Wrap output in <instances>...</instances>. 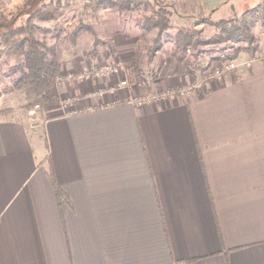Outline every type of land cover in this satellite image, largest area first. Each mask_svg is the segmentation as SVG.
Listing matches in <instances>:
<instances>
[{"label":"crops","instance_id":"crops-1","mask_svg":"<svg viewBox=\"0 0 264 264\" xmlns=\"http://www.w3.org/2000/svg\"><path fill=\"white\" fill-rule=\"evenodd\" d=\"M170 68L41 130L0 118V264H264V61L173 96L198 79Z\"/></svg>","mask_w":264,"mask_h":264},{"label":"rangeland","instance_id":"rangeland-1","mask_svg":"<svg viewBox=\"0 0 264 264\" xmlns=\"http://www.w3.org/2000/svg\"><path fill=\"white\" fill-rule=\"evenodd\" d=\"M39 1L8 0L4 4L22 9L16 22L29 20L40 25L30 35L40 45L56 50L60 61L54 86L56 95L37 107L28 106L13 84L21 71L26 70L24 55L7 54L0 44V118H23L31 128L41 130L47 118L77 110L82 95L93 102L105 93L130 91L132 85L145 88L157 77L164 59L171 61V73L178 76L190 73L198 79L169 89L166 94L171 96L200 87L205 80L236 75L253 58L264 61V21L260 19L249 27L254 36L251 43L238 38L208 44L219 30L216 21L235 19L263 0H227L207 14L176 9L178 3L185 4L187 0H149L146 5L138 0H123L120 5L119 0H113L112 6H105L106 0H51L56 8L53 18L27 15L25 11ZM159 19L161 25L156 24ZM185 32L193 39L207 38L206 44L195 43L196 48L182 46L180 42L188 36H183ZM237 46L256 50L251 53L241 50L235 58H227ZM133 57L142 79H135L130 71ZM147 96L152 95L142 94L135 102L145 101Z\"/></svg>","mask_w":264,"mask_h":264},{"label":"trees","instance_id":"trees-1","mask_svg":"<svg viewBox=\"0 0 264 264\" xmlns=\"http://www.w3.org/2000/svg\"><path fill=\"white\" fill-rule=\"evenodd\" d=\"M123 0H119L118 4L121 5ZM139 2L149 4V0H138ZM157 1V0H154ZM45 2H48L46 4ZM104 2H102L103 4ZM113 0H106L105 6H112ZM35 6V4H34ZM41 6V7H40ZM40 7V8H39ZM43 8V10L41 9ZM25 11V10H24ZM23 12L22 9H14L13 6L8 7L4 3L0 4V44L2 50L7 54H23L25 58L26 70H22L19 77L14 80V88L19 90L25 98L28 106L45 103L48 99H51L56 95L55 80L59 71L60 61H58V54L53 46H43L40 42L30 35L40 29V25L32 23L29 20L25 22H16V17ZM30 17L35 15L38 18H53L56 16V8L54 4H51V0H40L38 4L29 11H25ZM162 18V17H161ZM256 19L264 21V0L253 6L252 8L240 13L239 17L235 19L220 18L215 22V25L219 29L212 37V44L218 40H231L242 38L251 43L254 40L253 34L250 32L249 27ZM161 20L156 24L161 25ZM181 35V32H179ZM187 32L183 33L186 37ZM186 41H181L182 46H194L205 45L207 38L201 39L192 38V35H188ZM185 39V38H184ZM177 40H180L177 39ZM198 40V41H194ZM196 48V46L192 47ZM241 50H245L251 53L256 50L246 47L237 46L232 53L226 57L233 59L237 56V53ZM134 58V57H133ZM132 59V58H131ZM136 59L131 62V72H133L135 79H142L138 73V66L136 65ZM19 68V67H18ZM135 69V70H134ZM132 78V77H131ZM52 94L49 95V94Z\"/></svg>","mask_w":264,"mask_h":264},{"label":"built area","instance_id":"built-area-1","mask_svg":"<svg viewBox=\"0 0 264 264\" xmlns=\"http://www.w3.org/2000/svg\"><path fill=\"white\" fill-rule=\"evenodd\" d=\"M7 1H8V0H0V4H1V3H6ZM255 60H256V58H253V59H251V60L246 61V62H245V65H244V66H246L245 69H248V68L250 67V65H252V63H253ZM139 102H140V101H139ZM37 106H38V104L35 105V107H37ZM32 112H35V110L33 109Z\"/></svg>","mask_w":264,"mask_h":264}]
</instances>
